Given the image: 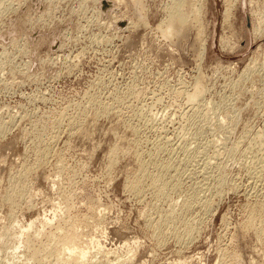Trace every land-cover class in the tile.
<instances>
[{"label":"rangeland","instance_id":"rangeland-1","mask_svg":"<svg viewBox=\"0 0 264 264\" xmlns=\"http://www.w3.org/2000/svg\"><path fill=\"white\" fill-rule=\"evenodd\" d=\"M4 1L0 264H264V0Z\"/></svg>","mask_w":264,"mask_h":264},{"label":"bare ground","instance_id":"bare-ground-1","mask_svg":"<svg viewBox=\"0 0 264 264\" xmlns=\"http://www.w3.org/2000/svg\"><path fill=\"white\" fill-rule=\"evenodd\" d=\"M3 1L4 0H0V5H2V3H3ZM7 1H9V0H6V2ZM100 1V0H99ZM106 1V0H105ZM107 1H109L110 2V0H107ZM116 1H120V0H116ZM123 1V0H122ZM141 1V0H140ZM170 1H172L171 2V5H170V8H169V12H168V20H167V24L168 25H170V26H172L173 24H174V22L175 21H177V22H180V23H183L184 22V24L186 23V19H187V11H190L189 9H187V11H185L186 9V4L185 3H188L186 0H170ZM200 1V0H199ZM5 2V1H4ZM5 2V3H6ZM101 2V1H100ZM108 2V3H109ZM17 3V2H16ZM133 3V2H132ZM197 3H198V1H197ZM234 3V2H233ZM100 4H103V3H100ZM115 4V3H114ZM189 4V3H188ZM187 4V5H188ZM192 4V3H191ZM231 4V2L229 1V5ZM144 5V4H143ZM4 6V5H3ZM189 6V5H188ZM187 6V7H188ZM229 7V6H228ZM190 8V7H189ZM191 8H193L192 10H195V8H194V6L193 7H191ZM200 8V7H199ZM1 9V8H0ZM201 9V8H200ZM199 9V10H200ZM230 9V8H229ZM196 10H197V8H196ZM195 10V12H193L194 13V16H195V18H196V15H198V12H199V10L198 11H196ZM1 11V10H0ZM228 11V10H227ZM226 11V13H228ZM230 11V10H229ZM192 12V11H191ZM256 13V12H255ZM229 19V18H228ZM226 21V20H225ZM131 22V21H130ZM147 22V21H146ZM144 23V22H143ZM161 24H163V22H161L158 26H160ZM199 25V24H198ZM131 26V25H130ZM201 32V31H200ZM168 34H169V36L170 37H172L173 35H174V32H173V30H171V29H169L168 30ZM200 35V34H199ZM202 43V42H201ZM203 49H204V47H203ZM248 71V70H247ZM129 188L132 190V191H134L135 190V187L134 186H132V185H130L129 186ZM260 190H262V189H260ZM198 205V204H197ZM188 208L190 209V207L188 206ZM191 210V209H190ZM23 229V228H22ZM262 235H264L263 233H262ZM134 244V243H133ZM53 246H55V245H52V246H50L51 248L53 247ZM98 246H100V244H98ZM100 250H102V246H100ZM39 254H40V252L39 251H34V253H33V257L36 259L38 256H39ZM78 256V257H77ZM77 256H74L73 258H69V259H66V260H64L63 262V264H81V260H79V259H82L83 257H84V253L83 252H81L79 255H77ZM40 257V256H39ZM37 259H39V258H37ZM78 260H79V262H78ZM78 262V263H77Z\"/></svg>","mask_w":264,"mask_h":264}]
</instances>
